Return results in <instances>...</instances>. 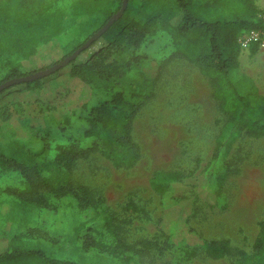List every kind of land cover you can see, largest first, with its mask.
Masks as SVG:
<instances>
[{"label": "rangeland", "instance_id": "1", "mask_svg": "<svg viewBox=\"0 0 264 264\" xmlns=\"http://www.w3.org/2000/svg\"><path fill=\"white\" fill-rule=\"evenodd\" d=\"M255 1L264 14V0ZM74 8L72 0H54L50 12L28 20L0 13V82L9 67L24 57L28 45L34 43L37 52L22 60L23 71L47 68L62 60L104 18ZM159 8L148 1L149 11ZM99 48V43L91 47ZM91 52L80 54L78 62L89 60ZM173 52L170 35L156 26L138 46L112 55L119 69L122 63L134 62L126 84L130 81L132 90L141 94L136 101L146 102L134 120L135 147H118L113 156L97 147L77 160L71 175L74 187L86 185L93 197H102L126 220L123 236L132 247L128 252L132 259L124 262L110 248L84 250L77 233L94 224L89 219L93 211H81L74 197L49 191L45 192L52 209L21 201L7 192L8 187L23 186L20 177L8 171H0V250L9 235L22 234L53 257L86 264H236L241 251H253L264 218V136L242 132L225 158L214 161L225 116L208 78L193 63L172 58ZM239 61L264 99V46L255 53L242 46ZM69 70L35 88H13L0 96V150L29 154L19 160L38 163L54 183L70 177L53 163L58 149L72 144L86 148L94 141L82 137L86 124L76 117L86 114L83 105L93 101V89ZM66 119L71 123L62 131ZM34 153L42 162L35 160ZM114 156L120 158L119 164ZM222 161L230 170L220 186ZM44 162L51 164L46 167ZM158 170L175 171L180 177L166 195L150 185ZM105 229L101 227L104 242L113 245ZM146 240L159 242L163 250H146ZM208 245L223 246L226 253L215 257L207 252ZM191 249L197 253L188 258Z\"/></svg>", "mask_w": 264, "mask_h": 264}, {"label": "trees", "instance_id": "2", "mask_svg": "<svg viewBox=\"0 0 264 264\" xmlns=\"http://www.w3.org/2000/svg\"><path fill=\"white\" fill-rule=\"evenodd\" d=\"M148 1L160 8L149 11ZM53 2L54 0H0V13L28 20L44 12H50ZM72 2L74 9H80L88 14H101L104 18L93 25L89 34L73 46L63 58L81 47L115 13H118L123 5V0H72ZM261 12L255 0H128L123 14L80 53L93 51L89 60L78 62L77 57L67 66L46 77L17 83L0 92L1 96L13 88L20 91L35 88L45 79H53L69 67L71 76L88 84L94 93L93 101L83 105L86 114L76 116L86 124L82 137H92L93 145L86 148L76 144L60 147L53 160V163L65 168L70 177L63 183H54L43 174V168L38 163L28 165L25 160H19L25 152L10 153L0 150V171L14 172L20 177L23 185L22 188L8 187L7 192L21 201L45 209L54 208L45 191L58 197H74L81 211H93L89 219L94 221V224L82 233V230L77 233L84 250L110 248L115 256L122 258V261L131 260L132 256L128 252L132 247L123 236L126 220L116 211H112L102 197H93L86 185L74 187L71 179L77 160L87 157L97 147L104 148L112 156L116 155L114 152L118 147H135L134 120L146 102L145 99L136 101L141 94L132 90L130 81L128 85L126 84L128 72L133 68L134 62L130 61L124 65L122 63V68L119 69V62L115 61L112 55L115 56L127 46H138L156 29V26L168 33L174 47L172 58H183L198 67L208 78L212 86V96L219 102L225 116L213 153L214 161L220 162L242 132L253 137L264 136V99L259 93L258 86L241 71L239 61L242 49L239 41L241 34L252 29L264 33ZM121 20L120 28L113 31ZM98 43L100 48L97 51L91 49ZM249 48L255 53L259 44L252 42ZM36 52L37 47L34 43L28 45L24 57L9 67L8 74L0 83L37 71V68L24 71L22 69V60L31 59ZM137 58L143 57L137 55ZM70 123L71 120L66 119L62 131H65ZM27 155L29 157V154ZM34 157L38 162L43 160L38 153H34ZM114 159L117 164L120 163L118 156H114ZM227 163L222 161V171L218 172L220 186L230 170ZM50 164L51 162H44L46 167ZM179 179L175 171L158 170L150 178V185L158 194L166 195L173 190ZM102 226L113 237V245L104 242L106 234L101 231ZM6 239L7 243L0 250V264H86L53 257L39 242L22 234H12ZM144 246L146 250L153 248L163 250V245L153 240H146ZM226 250L223 246H207V252L215 257L223 256ZM196 253L195 249H191L186 252V257H193ZM236 264H264V218L259 223V233L253 251H241Z\"/></svg>", "mask_w": 264, "mask_h": 264}, {"label": "water", "instance_id": "3", "mask_svg": "<svg viewBox=\"0 0 264 264\" xmlns=\"http://www.w3.org/2000/svg\"><path fill=\"white\" fill-rule=\"evenodd\" d=\"M127 3H128V0H123V5H122L120 11L118 13H115L104 24V26L102 28H100L96 33H94L81 47L76 49L73 53H71L70 55L66 56L62 60L58 61L57 63H55V64H53L47 68L39 69L33 73H30V74H27V75H24L21 77L8 79V80L0 83V92L3 91L4 89L14 85V84H17V83L32 81L35 79L46 77V76L56 72L57 70L67 66L71 61L75 60L83 50L88 48L95 40H97L102 35V33L105 32L111 26V24L123 14V12L127 6Z\"/></svg>", "mask_w": 264, "mask_h": 264}, {"label": "built area", "instance_id": "4", "mask_svg": "<svg viewBox=\"0 0 264 264\" xmlns=\"http://www.w3.org/2000/svg\"><path fill=\"white\" fill-rule=\"evenodd\" d=\"M261 17L264 20V14ZM239 41L243 47L249 46L252 42L258 43L259 46H264V33L256 29L245 31V35L242 36L241 34Z\"/></svg>", "mask_w": 264, "mask_h": 264}]
</instances>
